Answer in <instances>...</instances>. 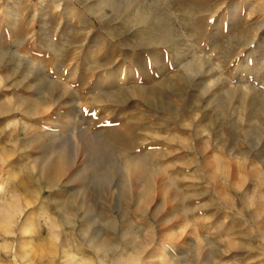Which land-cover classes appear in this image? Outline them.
I'll return each instance as SVG.
<instances>
[{
	"label": "rangeland",
	"instance_id": "374dc122",
	"mask_svg": "<svg viewBox=\"0 0 264 264\" xmlns=\"http://www.w3.org/2000/svg\"><path fill=\"white\" fill-rule=\"evenodd\" d=\"M116 1L0 0V264H264V0Z\"/></svg>",
	"mask_w": 264,
	"mask_h": 264
},
{
	"label": "bare ground",
	"instance_id": "6f19581e",
	"mask_svg": "<svg viewBox=\"0 0 264 264\" xmlns=\"http://www.w3.org/2000/svg\"><path fill=\"white\" fill-rule=\"evenodd\" d=\"M119 1V0H118ZM99 5H100V7H103L98 13H96V15H98L100 18H103V14H105L106 12H107V8H110L113 12H114V14H119L120 13V5H119V3H117V1L116 0H99ZM86 7H87V9L88 10H90V12L93 10V8H88V6L86 5ZM76 12V11H75ZM56 160H58V159H56ZM62 162V161H61ZM61 162L60 161H56V162H52V165L48 168V169H46V170H44L43 171V173H44V175L45 176H48L49 177V179H50V177H53V176H55L56 174H58V175H60L59 173H60V169L62 168V166H61ZM149 165L147 164V161L145 160V159H143V158H140V157H138V158H134V159H132V160H129V161H127V162H125V168H124V170H123V172L125 173V175L127 176V179L128 180H131V179H133L134 181L136 180V181H138V182H146L147 180H152V177L154 176L153 175V172H152V170L148 167ZM58 167H61L60 169H58ZM65 167V166H64ZM58 175H57V177H58ZM153 175V176H152ZM62 176V175H61ZM71 178V177H70ZM53 180H54V178H53ZM51 181V180H50ZM1 182H2V180H1ZM48 182V181H47ZM133 182V181H132ZM129 184V183H128ZM132 184H134V182L132 183ZM131 183H130V185H132ZM148 184V183H147ZM6 185H7V182H3V183H1L0 184V196H2V195H4L5 194V187H6ZM138 184H136V186H137ZM133 186V185H132ZM128 186H126V188H127ZM131 187V186H130ZM131 188H133V187H131ZM135 188V187H134ZM121 190V189H120ZM127 190V189H126ZM129 191H131L130 190V188H129ZM128 191V192H129ZM132 193H133V191H132ZM131 193V194H132ZM130 196V195H129ZM132 197H133V195H132ZM140 198V197H139ZM141 198H143V199H145V200H147L148 199V193L145 191V193H144V195L141 197ZM134 199V198H133ZM138 199H136V201H137ZM141 200V199H140ZM130 201H132L133 202V200L132 199H130L129 200V202ZM135 201V200H134ZM134 203V202H133ZM157 213V212H156ZM156 213H155V215H156ZM145 241V240H144ZM149 245V244H148ZM20 247V246H19ZM102 247H104V248H102ZM108 246L104 243V244H102V245H100L99 246V250H106V251H110L108 248H107ZM144 248H146V247H144ZM159 247H157V249H158ZM22 250H23V247L21 248ZM147 249V248H146ZM159 250V249H158ZM157 251V250H156ZM99 252V251H98ZM158 252V251H157ZM156 252V253H157ZM23 253V252H22ZM66 253H68L67 255V261H68V263L69 262H72V263H74V262H76V258H77V256H75V255H73V254H70L69 252H66ZM141 252H139V254H140ZM24 254V253H23ZM154 254V253H153ZM66 255V254H65ZM141 255V254H140ZM19 256V255H18ZM146 256V255H145ZM150 256H152V255H150ZM156 256V255H155ZM24 257L26 258V256H23V260L22 261H24ZM55 257V256H54ZM149 258V257H148ZM28 259H30V257L28 258ZM28 259H26L27 261H28ZM158 259V258H157ZM162 259V258H161ZM161 259H159L160 261H161ZM151 260H152V258H151ZM66 261V262H67ZM141 261V259L140 258H133V259H131V261L130 262H128V264H141L142 263V261ZM30 262V261H29ZM148 262H149V259H148ZM147 262V263H148ZM158 262V261H157ZM157 262H156V264H157ZM32 263V262H31ZM27 264H30V263H27ZM149 264V263H148ZM152 264V263H151ZM154 264V263H153ZM162 264H165V262L164 263H162ZM167 264V263H166Z\"/></svg>",
	"mask_w": 264,
	"mask_h": 264
}]
</instances>
